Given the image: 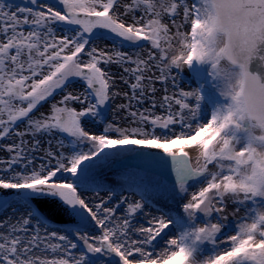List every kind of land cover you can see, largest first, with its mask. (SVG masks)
Instances as JSON below:
<instances>
[{"label":"snow or ice","instance_id":"snow-or-ice-1","mask_svg":"<svg viewBox=\"0 0 264 264\" xmlns=\"http://www.w3.org/2000/svg\"><path fill=\"white\" fill-rule=\"evenodd\" d=\"M0 264H264V0H0Z\"/></svg>","mask_w":264,"mask_h":264},{"label":"rangeland","instance_id":"rangeland-1","mask_svg":"<svg viewBox=\"0 0 264 264\" xmlns=\"http://www.w3.org/2000/svg\"><path fill=\"white\" fill-rule=\"evenodd\" d=\"M207 65H197L195 62L192 66L186 67L183 70H180V83L182 86H186L185 84L196 87L198 86V81H206L207 78ZM158 88H162L160 84L156 85ZM169 91H175L171 87H169ZM204 101L203 107L205 110H210V108L218 101V94L215 92V89L210 85L205 84L204 89L202 90ZM158 96L162 95V91L157 93ZM159 113V109H157Z\"/></svg>","mask_w":264,"mask_h":264},{"label":"clouds","instance_id":"clouds-1","mask_svg":"<svg viewBox=\"0 0 264 264\" xmlns=\"http://www.w3.org/2000/svg\"><path fill=\"white\" fill-rule=\"evenodd\" d=\"M216 47L221 48L225 46V40L222 36H218L215 41ZM230 51L234 59L238 61L245 60L247 58V51L246 49L241 45V42L238 38H234L230 45ZM171 52L173 55H182L186 54L187 49L184 47H181L177 45L176 47L171 49ZM224 65H221V70H224ZM241 77L239 74H234L233 78L231 80V83L229 84V89L234 91L236 90L240 85Z\"/></svg>","mask_w":264,"mask_h":264}]
</instances>
